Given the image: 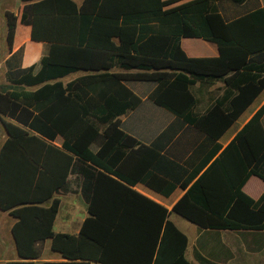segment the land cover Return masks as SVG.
<instances>
[{"label":"trees","instance_id":"1","mask_svg":"<svg viewBox=\"0 0 264 264\" xmlns=\"http://www.w3.org/2000/svg\"><path fill=\"white\" fill-rule=\"evenodd\" d=\"M22 1L21 22L48 48L38 64L20 67L21 48L5 61L0 208L18 218L21 257L37 258L35 242L50 238L63 260L5 264H192L187 236L167 208L132 188L141 182L168 194L175 184L154 172L158 147L120 127V116L141 101L129 80L152 83L150 100L213 141L180 181L185 191L171 210L203 229L264 233V192L254 199L242 189L251 176L264 181V103L220 152L216 142L264 88V5L226 20L221 0ZM5 18L10 49L17 16L6 11ZM182 37L213 42L218 54L188 56ZM78 71L85 74L60 80ZM214 79L236 91L225 107L200 109L191 87ZM71 174L79 176L88 211L77 235L53 230L60 204L54 195ZM213 257L194 250L199 264H221L219 253Z\"/></svg>","mask_w":264,"mask_h":264},{"label":"crops","instance_id":"2","mask_svg":"<svg viewBox=\"0 0 264 264\" xmlns=\"http://www.w3.org/2000/svg\"><path fill=\"white\" fill-rule=\"evenodd\" d=\"M74 1L76 4L80 5L83 0ZM183 1L185 0L179 2ZM23 4L24 2L22 0H0V86L1 84L5 85L9 83L6 78L7 67L5 61L14 52L21 48L22 54L19 65L24 68L32 64H38L41 56L46 53L48 48V43L32 40L30 37V25L21 22ZM173 5L174 4L170 6ZM217 5L221 15L226 20H232L263 6L264 0H246L240 4L233 3L230 0H221L217 2ZM6 11H11L17 16L13 42L10 49L6 44ZM2 27H4L3 30ZM180 43L182 49L188 56H216L218 54L217 45L215 43L201 38L182 37ZM252 72L260 73L257 69H253ZM84 74L85 71H78L68 74L60 80H62L63 84H66ZM124 83L141 98V101L135 108L128 110L125 114L120 116L121 129L144 144L158 147L161 155L154 165V172L175 184V188L168 194L155 191L141 182L136 183L132 188L167 208L169 211V219L174 224L177 223V219H181L179 217L187 220L185 217L171 210L173 204L185 191V189L179 186V183L186 175V172L211 148L213 141L191 124L183 122L179 117L150 100L148 94L154 87L152 83L133 80L125 81ZM191 90L199 100L198 107L200 109H204L213 103H220L225 107L232 93L236 91L222 79L208 80L207 82L196 81L194 85H192ZM263 103L264 88L242 113H240L235 121L219 135L216 140V142L221 145L219 152L234 138L236 133ZM262 125L264 128V114L262 117ZM6 137L7 134L0 120V147ZM61 141L62 137L58 135L54 142L60 145ZM91 148L97 150L98 144L93 143ZM72 176L76 178L74 186L71 183ZM255 177L257 176L249 177L242 189L245 193L257 199L264 192V185L260 186L256 195L251 194L247 190V184ZM79 184V176L71 174L68 177L66 190L54 195L60 198L59 208L53 221V230L55 232L77 235L83 220L88 216L87 205L80 193ZM48 204L49 203H44L43 205L46 206ZM17 221L18 218L13 216L9 210L0 208V264L19 260H31L33 263L63 260L60 253L51 248L50 238L37 240L35 242L34 246L38 251L37 258L25 259L21 257L18 253L16 239L13 234V226ZM187 221L196 227V231L191 233V238L182 231L188 239L185 257L192 264H199L194 258L195 249L214 260L213 254L219 253L221 259L219 258L218 262L221 264H264V241L262 238L264 233L249 234L241 230L203 229L197 224L189 220ZM247 235L252 237L250 246L255 244L254 248L249 246ZM226 237H230L233 243V248L231 250L230 247H228V242H226ZM221 250H223L224 253H222ZM232 250L235 251L239 257L238 263L233 261L235 253ZM254 256L261 258L259 260H254ZM222 258L226 260H222ZM89 264L103 263L90 261Z\"/></svg>","mask_w":264,"mask_h":264},{"label":"rangeland","instance_id":"3","mask_svg":"<svg viewBox=\"0 0 264 264\" xmlns=\"http://www.w3.org/2000/svg\"><path fill=\"white\" fill-rule=\"evenodd\" d=\"M2 18H3V16H2ZM0 19H1V18H0ZM3 29H4V27H2V30H3ZM6 85H7V84H5V86H6ZM1 86H3V84H1ZM1 86H0V87H1ZM71 183H72L73 186H74L75 183H76V178H75L74 176H72V178H71ZM262 185H264L263 181H261L259 178L255 177L254 179H252V180L247 184V190H248L251 194L256 195V194L258 193V191H259L260 186H262ZM179 218H181V219H177V223H175L176 226H177L181 231H183L185 234H187V236H188L189 238H191V233H193V232L196 231V227H195L193 224H191L190 222H188L187 220L183 219L182 217H179ZM174 219H175V218H174ZM175 221H176V220H175ZM247 238H248V242H249V246H250L252 237H251L250 235H247ZM262 238H263V241H264V235H262ZM225 239H226V242H228V244H229L228 247H230V250H231V249L233 248V247H232V246H233V243H232V241H231V238H230V237H228V238L226 237ZM254 246H255V244H254V245L252 244V246H250V247L254 248ZM232 251H233V250H232ZM221 252L224 253L223 250H221ZM233 252L235 253V251H233ZM225 254H227V253H225ZM260 258H261V257H260ZM260 258L254 256L253 259H254V260H259ZM220 259H221V258H220ZM222 260H226V259L222 258ZM233 261L236 262V263L239 262V257L237 256L236 253H235V257H233Z\"/></svg>","mask_w":264,"mask_h":264}]
</instances>
